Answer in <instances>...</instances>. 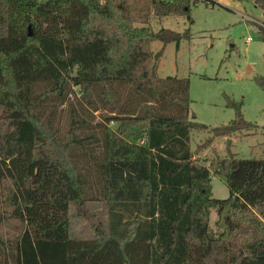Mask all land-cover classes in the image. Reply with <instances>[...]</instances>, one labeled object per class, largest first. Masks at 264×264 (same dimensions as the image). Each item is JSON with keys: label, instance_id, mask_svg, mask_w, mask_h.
Returning a JSON list of instances; mask_svg holds the SVG:
<instances>
[{"label": "trees", "instance_id": "16d2710c", "mask_svg": "<svg viewBox=\"0 0 264 264\" xmlns=\"http://www.w3.org/2000/svg\"><path fill=\"white\" fill-rule=\"evenodd\" d=\"M191 4L0 0V264H264V158L195 157L191 132L208 126L190 117V78L156 71L191 34L155 31L152 15ZM72 206L92 236L72 235Z\"/></svg>", "mask_w": 264, "mask_h": 264}, {"label": "rangeland", "instance_id": "374dc122", "mask_svg": "<svg viewBox=\"0 0 264 264\" xmlns=\"http://www.w3.org/2000/svg\"><path fill=\"white\" fill-rule=\"evenodd\" d=\"M189 15L151 17L155 31L162 27L184 34L179 48L175 41L167 43L163 55L155 60L157 74L189 77L190 117L208 126L193 129L191 148L195 157L212 159L264 158V89L257 77L264 75V40L260 25L264 11L255 0H220L213 6L202 0H191ZM163 42L151 44L155 54ZM244 118L253 122L245 129L226 135H216L213 128L223 127L233 120ZM213 194L226 198L230 194L226 178L213 175ZM87 208L95 221L108 220V210L102 203L89 202ZM73 236L93 235L91 220L79 217L71 207ZM218 213L211 209L210 227L215 236Z\"/></svg>", "mask_w": 264, "mask_h": 264}, {"label": "built area", "instance_id": "2783aa9c", "mask_svg": "<svg viewBox=\"0 0 264 264\" xmlns=\"http://www.w3.org/2000/svg\"><path fill=\"white\" fill-rule=\"evenodd\" d=\"M202 1H204L209 6H213L214 3L220 2V0H202Z\"/></svg>", "mask_w": 264, "mask_h": 264}, {"label": "water", "instance_id": "95a60500", "mask_svg": "<svg viewBox=\"0 0 264 264\" xmlns=\"http://www.w3.org/2000/svg\"><path fill=\"white\" fill-rule=\"evenodd\" d=\"M29 30H30L29 34H30V35H33V32H32V26H31V25L29 26Z\"/></svg>", "mask_w": 264, "mask_h": 264}]
</instances>
